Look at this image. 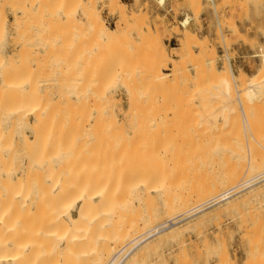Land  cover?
<instances>
[{
	"label": "rangeland",
	"instance_id": "rangeland-1",
	"mask_svg": "<svg viewBox=\"0 0 264 264\" xmlns=\"http://www.w3.org/2000/svg\"><path fill=\"white\" fill-rule=\"evenodd\" d=\"M187 18L189 19L188 25L183 28L180 24ZM185 30L187 32H185ZM101 51L104 52L101 53ZM255 55H260V57L256 58ZM262 57H264V0H6V2L5 0H0V60L4 61L1 64L6 63L7 71H2L8 72L7 77L10 82L9 88H6V90L8 89L7 91L4 92L3 89H0V109H3L4 107L7 109L0 110V121L1 119L4 120L0 122V127L3 126V128H0V131L2 129L4 133H0V156L2 157H0V159L3 162L0 163V182H2L0 183V188H2L0 189L2 190L0 191V194L5 192L4 187H9V189L6 190L7 192L4 193L6 195H0V200L2 201L4 199L1 198L6 197L4 202H0V204H2L0 205V216L3 210L6 209L7 204H11L8 205L10 207L12 206L11 208L16 206L12 210L16 212V215L18 212L20 213L18 215H22L19 219L17 218L19 221L14 218L16 222L14 219L8 222L7 226H14L12 232H3L4 229H1L0 227L1 243L10 240L11 242L15 241V247H13L14 245L12 246L13 248H16L15 251L11 247L10 250H5V252H16L17 250V252L25 251L26 253H29L28 251L37 252L38 250V253H40V251L44 248H49L48 250L44 249L45 252L53 250L54 248V252H67L66 249L64 250L66 244V234L62 233V230L60 229L57 230L54 226L53 220L49 219L51 217V219H53L54 213L62 211L65 207H63L62 204L64 193L68 192L66 197L73 196L84 184V186L89 185L88 187L91 188V192L101 191V189L104 191L106 190L107 192V200L105 204L99 208L93 209L88 220L83 221V224L81 223L82 225L80 224L81 226H79L80 228L78 227V229L73 233V236H75L73 237L75 241L74 244H76V246L73 244V247L75 246L74 248L77 250L76 257L77 255L80 256L77 257L78 260L75 257L76 262L73 259L74 262L72 263L90 264L93 259L91 257H95L98 253L96 252L98 249L97 246L100 245L102 240H106L105 238H111L115 225L129 226L133 222L132 219L136 222L138 218L143 215L152 213L151 215L154 216L153 214L155 212H151L152 210L156 211L157 214L161 211L158 215L155 213V217L156 215L157 217H153L152 220L154 221L159 217L161 218V215L163 214V218L157 219L155 221L156 223L161 222L163 219L166 220L164 213L165 207L161 206V203L165 201L164 194L162 196L158 193H152V197L150 196L147 198L144 195V192H142L143 189L141 191V189L138 188V185H141L142 182L143 184H148L147 182H149V179H152L150 180L151 185H145L144 188L147 186V188L157 186V188L161 190L167 180L164 189L169 187L170 189L176 190L175 187H178L177 190L179 191L183 188L186 190L191 188L190 190H192V188L194 189L204 186L202 183L203 175H205V183L211 179L212 175L216 176L219 174V171L224 172L223 170H226L229 165H231V163L229 165L227 164L228 167L226 166L225 168L224 166L226 163L231 160H234L231 162H235L234 158L236 153L234 152L238 149L241 150L240 154L245 155L246 152V155H248L247 151H242V149L247 150L248 145H250V159H260L261 156L264 158V64L261 62ZM17 59L19 60L17 61ZM1 66L0 69H3ZM45 66L47 67L45 68ZM97 72L98 74H96ZM167 74L168 76L165 78ZM159 75H165L163 76L164 78L161 76L164 80L161 81L159 79ZM95 80L98 81L96 82ZM106 81L109 83H107L108 85L106 84ZM16 87L19 89H16ZM64 87L66 88L64 89ZM29 88L34 89L31 91ZM61 91L65 92L61 93ZM4 93H6L9 97ZM77 93H81L80 96H77ZM95 93L96 95L94 96ZM81 95L82 99L79 98ZM91 96H93L92 98L94 101L96 99V103L92 102L93 99L90 98ZM59 97H61V100ZM6 98L7 100L5 101ZM75 98L77 101L82 102L78 108H76L77 106L71 107L72 102L74 103V101H76ZM132 101L133 103H130ZM16 103L17 107L15 105ZM140 103L141 105H139ZM83 104H85L86 107L83 106ZM92 105L103 107L97 108ZM106 106L107 108H105ZM90 107L94 109L91 110ZM80 108L82 109L80 110ZM137 108L139 110L143 109V111H138ZM12 109H24L23 111L26 112L32 111V109H44L43 119L45 120H41L39 129L37 127L38 130L35 128V131H39L40 134V137L38 135L39 139L36 140V142V137L33 139L34 134H32L28 128L25 129V125H23L24 122L20 121L18 123L19 120L17 121L16 119H13V117L8 116L9 111ZM149 109H151L152 113ZM61 110L65 113H62ZM129 110L132 112H135L136 110V117H140H138V119L141 120V123L139 122L140 120L137 119L136 121L135 118H133L135 122L131 121L130 124L129 116H126V119L123 117L124 113L127 114ZM68 111H70V114H68L69 123L66 124L64 121L68 122L66 115ZM73 111H77L78 113H74ZM80 111L84 113L80 114ZM131 111L127 115H131ZM143 112H145V114ZM61 113L62 115H66V117L62 116ZM113 114L115 116V118H113L114 120L110 119ZM76 115L79 117L77 118ZM105 116L109 119L107 120ZM95 117L98 121L96 119V121L94 120ZM102 117H104L103 121ZM5 118L9 121V123ZM63 118L65 120L62 122ZM201 118L202 120H200ZM28 119L30 123H34V118L32 116H28ZM76 119H78L79 122H76ZM100 120L102 122H107L106 124H102L101 122L102 125H97L96 123H99ZM82 121H85V123ZM144 121H146L144 125H148L150 123L149 126L151 125L152 128H142L137 130L129 127L128 125H136L135 123L143 125ZM114 122L115 124L117 123L116 126L114 125ZM13 123H16L15 126L21 123L20 126H23L12 127ZM36 123L37 122H35V124ZM73 123L80 126L76 125V127ZM62 124H64V127L67 125L69 127L67 126V128L64 129V127L61 126ZM107 125L111 126L108 127ZM104 126L107 127V129ZM115 127L119 130V132H117L118 130ZM9 128H11V130ZM61 128L63 129L62 132L60 130ZM86 130L89 132V135H87L88 132ZM136 130L138 133H136ZM7 131L8 133H6ZM84 131L85 133H83ZM22 132H24V134L26 133V136L29 138V142H26L27 140L25 142H22V140L20 141V139H22L20 134H22ZM73 134L75 137L72 136ZM107 134L108 138L106 137ZM121 134H124L123 136L125 139H123ZM135 134H137V136ZM4 135H6L7 138H3L6 137ZM78 136H81L82 140ZM86 136L88 137L87 139ZM71 137L74 141L71 140ZM102 137L106 139H102ZM118 137L122 138V140ZM134 137L138 139L135 140L136 138L134 139ZM141 137L145 139L144 142ZM186 138L189 139L187 140ZM129 139H131V142H129ZM114 141L117 143L119 142L120 144L114 143ZM140 141L142 143L137 146L136 143H140ZM2 142L9 143L5 145ZM89 142L92 143L89 144ZM19 143H21V146ZM30 143L32 145H30ZM106 143L110 144V146L107 147L108 144ZM128 143L131 147H129L130 145ZM2 144L4 146H2ZM22 144H25V147H23L24 145ZM62 144H64V147ZM126 144L129 146H126ZM142 144H145V149L142 148ZM83 145L87 147L83 148ZM92 146L96 149L94 148L93 151L88 152V150H92ZM123 146H125L124 149L122 148ZM60 147H62V149ZM73 147L76 148L74 149ZM114 147L116 149H114ZM70 148H72L73 151L69 150ZM126 148H128L127 151L125 150ZM141 148L143 151L145 150L146 153L141 152V150H139ZM181 150H183V153ZM64 151H66V155L68 156L65 155ZM79 151H81V153ZM4 152H6V154ZM11 152L12 154H10ZM163 153H165V158L161 156ZM229 153L234 154L230 155ZM227 154L229 160H227ZM7 155H9V157ZM10 155H12L11 160L15 161L16 157L17 162L13 161L14 164H12V161L9 160ZM28 156L31 159L34 157L32 159L34 161H29L30 159L28 158V160L26 158ZM61 156L62 161H56V159L58 157L61 158ZM84 156H86L87 159ZM171 156H173L174 159H170ZM78 157H80V160ZM155 157L158 159H155ZM195 157L198 158L196 159ZM230 157L232 159H230ZM46 158H48V162L44 160ZM66 158L68 159L65 160ZM153 158L154 160H152ZM209 158L212 161H210ZM42 159L44 160V164L40 162ZM112 159L114 162L110 161L111 165H109V160ZM148 159H150L152 164L148 161ZM181 159L184 162L187 161L185 162V166H180L183 162L180 164L178 163L179 161L181 162ZM192 159L194 163H192ZM198 159H201L202 162L201 160L198 161ZM218 159L219 161H216ZM117 160L121 161L119 162ZM188 160L190 162H188ZM208 161L210 162L209 164H207ZM26 162L28 164L30 162L32 163L29 164L32 169L28 168L30 166H27ZM34 162L41 163L42 165H40L42 167H39V165ZM130 162H132V164H130ZM17 163V170L15 169L13 171L15 167L13 168L12 166H15ZM191 163L193 165H191ZM199 163H203V167L202 164ZM219 163L225 164L221 165L223 166V170L218 169L221 167ZM48 164L55 165V167L53 166L55 168V174L43 176V180L40 178L41 175L38 177L35 176L34 178H37L36 181L34 178L32 181L36 182V186L35 184L32 185L33 182L31 181V184L27 188L28 192L18 193V190L16 191L13 189L15 187L12 183H14L18 177L27 174L28 170L29 173H34L35 171L41 172ZM105 164L110 166V170L109 166L107 165L106 167ZM136 164H138L139 168ZM175 164H178L179 166H175ZM63 165L66 166L65 168L67 171L72 170L69 175L67 171H64L65 173L63 172V170H65V168L63 169ZM101 165L103 168H101ZM141 165L142 167L140 168ZM147 165L152 167L150 168ZM207 165L209 167H207ZM26 166L28 169H26ZM60 166H62V168ZM69 166H71L70 169L67 168ZM85 168L87 170H85ZM89 168L93 169L90 170ZM124 168L126 169L124 170ZM155 169H157L156 175H159V177L153 174L155 173ZM201 169L202 174L199 173ZM220 169H222V167ZM10 170L17 172L13 175V172H10ZM103 170L105 171L103 172ZM121 170L122 174H120ZM183 170L184 172L181 174L180 171ZM59 171H61V173H59ZM101 171L102 173H100ZM189 171L190 173H196V175L193 173V175L190 174ZM206 171H209L210 173L214 171L215 173L213 172V174H210ZM163 174L166 175L163 176ZM186 174L188 176L187 178L185 176ZM155 176L157 178L163 177L160 178L162 181L158 182V179L155 178ZM189 176H193V178L190 179L194 181L189 180ZM197 176H199L202 180ZM7 177H11L9 179V184L8 179H5ZM76 177L78 179H76ZM101 177H103V179H101ZM146 177L148 180H146ZM39 178L44 181V185H42L43 188H41V184L43 183H41ZM153 178L155 180H153ZM181 178L185 179V181L183 180L184 183L179 181ZM62 179L64 182H62ZM37 180L40 181V186L37 184ZM67 180L69 182H67ZM102 180L105 181L102 182ZM196 180L199 181L197 182ZM57 181H59V184H62L59 185ZM65 181L69 184H65ZM139 181L141 182L139 183ZM195 181L197 183H195ZM79 182L80 184H78ZM106 182H109V184L107 185ZM172 182L175 187L172 186ZM104 183H106V185ZM186 183H189V186H187ZM117 184L119 185L117 186ZM261 184H259V186ZM2 185L4 186L2 187ZM37 185L41 188V190L40 188H37ZM61 186H63V190L60 188ZM116 187H121L122 190L116 189ZM42 190L45 191V194L46 191H51V193H49L54 195L47 193V197L43 196L45 194ZM115 190H119L120 193L117 191L118 193L116 194V198H113L114 195L110 193ZM168 190L169 189H166L165 193H167ZM29 191L32 194H30ZM8 193L9 196L12 197V203L10 202L11 198L7 195ZM246 193L247 192L245 191L237 194L233 197L234 200L227 201L228 203L224 202L222 203V206L216 205L212 208H208L197 216L183 220L176 225L177 227H173V229H169L151 238L146 242V249L141 258H138L132 264H264V185L254 190L252 194L250 193V195L249 193ZM155 194H158L159 196L157 197ZM40 196L41 199H38ZM135 197H139L140 199L138 198V200L136 198L138 200L137 201ZM160 198L163 200L161 201ZM42 200H46V202L48 201L47 204L46 202H43V204L46 205L45 209L40 203ZM96 201H99V199ZM114 201L118 204L121 202L124 207L122 204L118 206L116 204L113 206L115 204ZM153 201L154 203H152ZM18 202H20V204ZM28 202L33 203L31 204L32 207H30V209L32 212H36L39 215V219L36 218V213H32L30 217L26 213L29 207ZM124 203H126V205ZM148 203H151L149 205L150 207L147 205ZM55 204L57 205L55 206ZM143 204H146L145 207L146 209L148 208L147 210ZM163 204L164 203H162V205ZM37 205L40 207H37ZM121 205L122 207L120 208ZM151 205H153V208L155 207L156 209L157 207L159 209L160 206V210L157 209V212V210L155 208L153 209ZM24 207L27 209L23 212ZM109 207L111 208L109 209ZM161 208H163V210ZM18 209H20V211H17ZM111 209H113L112 211L114 212L110 211ZM97 210L103 211V214L102 212L100 213L102 215H98L99 218H97V214H99ZM48 211L50 212L47 214ZM120 211H123V213ZM42 212H45L46 214ZM144 212L148 213L146 214ZM119 214L120 216L121 214L122 216H125L120 218V221L117 223V216ZM44 215H46V217ZM72 215L77 216L76 207L73 209ZM24 216L26 219L29 217V219L26 220ZM41 216L42 218L45 217V221L48 219L49 222L44 221L43 224L45 225L41 224ZM95 218H97L96 221ZM125 218H127V220ZM124 219L126 221H123V224H121V220ZM36 220H38L39 224ZM91 222L93 223V226ZM128 222H130V224H128ZM25 223H30V225ZM94 223H96L97 226H95ZM105 224H109L111 228ZM35 225L39 228L38 233H36L38 228ZM41 225L43 229L41 228ZM11 226L10 228L12 229ZM98 226H100L99 228L101 230H99ZM17 227L22 228V230H25L26 232H23L20 228H18V231L20 229L19 232L21 233H17ZM32 227L36 228V231L34 228L32 229ZM87 227L90 229H85ZM27 228L29 230H27ZM40 228L42 229V232L44 231L43 233H45V235L40 232ZM107 229L111 232L107 231ZM15 230L16 233L14 232ZM34 233L38 236H35ZM10 235L12 237L15 236V238L13 239ZM87 235H89V237ZM25 236L28 237L26 238ZM31 236L33 238H31ZM91 236L93 238L96 236V238H94L95 240H92L93 238ZM62 237L64 238L62 239ZM98 237L101 238L99 239ZM102 237H104V239H102ZM34 238H36L35 240L38 242V244H36L37 242L35 243L37 246H33H36L35 248L32 247L35 242ZM51 238L53 239L51 240ZM25 239L29 244H26ZM17 240L20 243H18ZM40 243L41 246H39ZM52 245L53 247L51 248ZM55 245H57V247H55ZM40 247L42 248L40 249ZM44 250H42L41 253H43ZM76 250L73 251L75 252ZM0 252H3V250L1 249ZM87 252H89V254ZM91 252H94L95 254H92ZM42 255L43 254H40V256ZM56 259L55 257H53V259L50 258L46 264H54ZM60 259L61 258L59 257V260ZM85 259L89 260V262Z\"/></svg>",
	"mask_w": 264,
	"mask_h": 264
},
{
	"label": "bare ground",
	"instance_id": "bare-ground-1",
	"mask_svg": "<svg viewBox=\"0 0 264 264\" xmlns=\"http://www.w3.org/2000/svg\"><path fill=\"white\" fill-rule=\"evenodd\" d=\"M45 1V0H44ZM5 2H6V0H5ZM18 4V3H17ZM39 4V3H38ZM53 4V3H52ZM39 6V5H38ZM69 7V6H68ZM74 7V6H73ZM20 8V7H19ZM50 8V7H49ZM21 10V9H20ZM82 10H83V8H82ZM85 13V12H84ZM63 14H64V12H63ZM35 16H37V15H35ZM39 16V15H38ZM68 18V17H67ZM71 19V18H70ZM73 19V18H72ZM188 21H189V19L187 18V19H185L184 21H182L181 22V26L183 27V28H185L187 25H188ZM72 22V21H71ZM74 26V25H73ZM76 29H77V27H76ZM22 31V30H21ZM185 32H187L186 30H185ZM51 33V32H50ZM18 34V33H17ZM49 34V33H48ZM80 34V33H79ZM56 35V34H55ZM66 35V34H65ZM42 37V36H41ZM185 37H186V34H185ZM14 39V38H13ZM43 39V38H42ZM188 39V38H187ZM18 40V39H17ZM71 40V39H70ZM46 41V40H45ZM47 43V42H46ZM89 43V42H88ZM40 44H41V42H40ZM52 45V44H51ZM75 46V45H74ZM79 47V46H78ZM77 47V48H78ZM100 47V46H99ZM75 48V47H74ZM76 48V49H77ZM30 49V48H29ZM51 49V48H50ZM75 49V50H76ZM24 50V49H23ZM97 50V49H96ZM67 51V50H66ZM79 51V50H78ZM51 52H52V50H51ZM91 52V51H90ZM102 52H104V51H101V53ZM27 54V53H26ZM38 54V53H37ZM51 54V53H50ZM105 54V53H104ZM17 55V54H16ZM29 55V54H28ZM98 55H99V53H98ZM3 57V56H2ZM15 57H17V56H15ZM92 57H93V55H92ZM110 57V56H109ZM255 57L257 58V57H260V55H255ZM62 58V57H61ZM95 58V57H94ZM47 59V58H46ZM106 59V58H105ZM3 60V59H2ZM12 60V59H11ZM10 60V61H11ZM14 60V59H13ZM19 59H17V61H18ZM88 60H89V58H88ZM91 60V59H90ZM112 60V59H111ZM9 61V63L11 64V62H13V61H11L10 62ZM106 61V60H105ZM4 61H1L0 60V66L1 67H3V69L1 68L0 69V89H3V91L5 92V91H7L6 90V88H9V80H8V75H7V73L8 72H5V71H7L6 70V63H4V64H1V63H3ZM8 62V61H7ZM103 62V61H102ZM261 62L264 64V57H262V59H261ZM9 63H7V64H9ZM21 63V62H20ZM94 63V62H93ZM100 63V62H99ZM13 64H15V63H13ZM48 64V63H47ZM65 64V63H64ZM63 64V65H64ZM105 64V63H104ZM21 65V64H20ZM62 65V64H61ZM5 66V67H4ZM17 66V65H16ZM105 66V65H104ZM124 66V65H123ZM261 66H263V65H261ZM47 66H45V68H46ZM59 67H60V65H59ZM82 67V66H81ZM94 67V66H93ZM31 68V67H30ZM61 68H62V66H61ZM113 68V67H112ZM38 69V68H37ZM48 69V68H47ZM76 69H79V68H76ZM121 69V68H120ZM2 70H5V71H2ZM10 70V69H9ZM34 70V69H33ZM36 70V69H35ZM40 70V69H39ZM42 70H43V68H42ZM97 71V70H96ZM95 71V72H96ZM122 71V70H121ZM24 72V71H23ZM38 72V71H37ZM40 72H41V70H40ZM71 72V71H70ZM114 72V71H113ZM19 73V72H18ZM31 73V72H30ZM93 73V72H92ZM91 73V74H92ZM100 73V72H99ZM71 74V73H70ZM96 74H98V72L96 73ZM95 74V75H96ZM20 75V74H19ZM64 75H65V72H64ZM112 75V74H111ZM51 76V75H50ZM72 76V75H71ZM160 76V75H159ZM162 77L163 76H165V75H161ZM160 76V80L162 81V80H164L162 77ZM167 76H168V74L165 76V78H167ZM19 78V77H18ZM94 78V77H93ZM123 78H125V77H123ZM55 79V78H54ZM60 79V78H59ZM84 79V78H83ZM95 79V78H94ZM97 79V78H96ZM114 79V78H113ZM131 79V78H130ZM157 79H158V77H157ZM112 80V79H111ZM166 80V79H165ZM53 81H55V80H53ZM63 81V80H62ZM96 82L98 81V80H95ZM64 82V81H63ZM112 82V81H111ZM110 82V83H111ZM121 82V81H120ZM46 83V82H45ZM55 83V82H54ZM58 83H61V82H58ZM65 83V82H64ZM108 82L106 81V84H107ZM24 84V83H23ZM66 84V83H65ZM64 84V85H65ZM109 84V83H108ZM107 84V85H108ZM25 85V84H24ZM41 85V84H40ZM77 85V84H76ZM90 85V84H89ZM10 86H11V84H10ZM13 86V85H12ZM31 86V85H30ZM38 86V85H37ZM60 86V85H59ZM262 86V85H261ZM18 87V86H17ZM16 87V89H19V88H17ZM133 87V86H132ZM263 87V86H262ZM66 87H64V89H65ZM71 88H72V86H71ZM86 88V87H85ZM104 88V87H103ZM264 88V87H263ZM29 89H31V88H29ZM32 89H34V88H32ZM31 89V91H33ZM87 89V88H86ZM12 90V89H11ZM46 90V89H45ZM62 90V89H61ZM79 90V89H78ZM128 90H130V89H128ZM13 91V90H12ZM48 91V90H47ZM21 92V91H20ZM58 92V91H57ZM63 91H61V93H62ZM65 92V91H64ZM63 92V93H64ZM67 92V91H66ZM75 92V91H74ZM79 92V91H78ZM1 93H2V91H1ZM9 93V92H8ZM14 93V92H13ZM39 93V92H38ZM76 93V92H75ZM255 93V92H254ZM261 93V92H260ZM4 94H6V93H4ZM16 94V93H15ZM26 94V93H25ZM28 94H29V91H28ZM81 94V93H80ZM80 94H76L77 96L79 95L80 96ZM3 95V94H2ZM1 95V96H2ZM7 95V94H6ZM6 95H4V96H6ZM12 95H14V94H12ZM20 95V94H19ZM33 95V94H32ZM68 95V94H67ZM96 95V93L94 94V96ZM131 95V94H130ZM8 96V95H7ZM18 96V95H17ZM44 96H46V95H44ZM87 96V95H86ZM100 96V95H99ZM9 97V96H8ZM19 97V96H18ZM20 97H21V95H20ZM93 96H91L90 98H92ZM11 98V97H10ZM24 98H25V96H24ZM61 97H59V99H60ZM80 99H82V95H81V97H79ZM88 98H89V96H88ZM98 98V97H97ZM9 99V98H8ZM14 99V98H13ZM15 99H16V96H15ZM93 99V98H92ZM92 99H91V101H92ZM129 99V98H128ZM7 100V98L5 99V101ZM61 100V99H60ZM69 100V99H68ZM75 100H76V98H75ZM142 100V99H141ZM9 101V100H8ZM21 101V100H20ZM27 101V100H26ZM72 101H74V100H72ZM90 101V100H89ZM101 101V100H100ZM2 102V101H1ZM68 102V101H67ZM66 102V103H67ZM87 102V101H86ZM86 102H84V103H86ZM92 102H94V103H96V99H95V101H94V99H93V101ZM18 103V102H17ZM17 103L15 104L16 105V107H17ZM22 103V102H21ZM20 103V104H21ZM82 102H79V101H74V103L72 102V106L71 107H73V106H77L76 108H78V106L81 104ZM109 103V102H108ZM130 103H133V101L132 102H130ZM8 104V103H7ZM90 104V103H89ZM14 105V106H15ZM18 105H19V103H18ZM23 105H24V103H23ZM68 105H69V103H68ZM71 105V104H70ZM97 105V104H96ZM96 105H92V106H96ZM106 105H108V104H106ZM110 105V104H109ZM131 105V104H130ZM139 105H141V103L139 104ZM83 106H85L86 107V105L85 104H83ZM46 107V106H45ZM66 107V106H65ZM80 107V106H79ZM97 108H99V107H103V106H96ZM96 107H95V109H96ZM8 108V107H7ZM13 108V107H12ZM30 108V107H29ZM75 108V107H74ZM74 108H72V109H74ZM83 108V107H82ZM82 108H80V110L82 109ZM91 108V107H90ZM89 108V109H90ZM105 108H107V106L105 107ZM4 109H6V107H4L3 109H0V110H4ZM35 109V108H34ZM34 109H32V111H29V112H26V111H23L22 109H12V110H10L9 111V113H8V116H11V117H13V119H16L17 121H18V123L20 122V121H22V122H24V124L23 125H25L24 127H25V129H27L28 128V130L32 133V134H34V136H33V139H34V137H36L35 138V142H36V140H38L39 138H38V135H39V137H40V134H39V131L37 132V131H35L36 129H37V127H38V129H39V127H40V123H41V120H45V119H43V115H44V109H36V110H34ZM46 109V108H45ZM56 109V108H55ZM59 109V108H58ZM71 109V108H70ZM84 109V108H83ZM94 109V108H93ZM92 108H91V110H93ZM130 109V108H129ZM138 109V108H137ZM147 109H148V107H147ZM163 109V108H162ZM7 110V109H6ZM34 110V111H33ZM48 110V109H47ZM75 110V109H74ZM150 111H151V109H149ZM59 111V110H58ZM62 111V110H61ZM60 111V112H61ZM67 111V110H66ZM90 111V110H89ZM101 111V110H100ZM131 110H129V112H130ZM134 111V110H133ZM138 111H143V109L142 110H139L138 109ZM217 111V110H216ZM216 111H214V112H216ZM222 111V110H221ZM1 112H3V111H1ZM8 112V111H7ZM70 111H68L67 112V120H68V122H66V121H64L65 119L63 118L62 119V122L64 121V123H66V124H68L69 123V119H68V117H69V115L68 114H70L69 113ZM74 113L76 112V113H78L77 111H73ZM129 112L127 113V114H129ZM149 112V111H148ZM55 113V112H54ZM59 113V112H58ZM62 113H65L64 111H62ZM62 113H61V115H62ZM82 113V111H80V114ZM84 113V112H83ZM82 113V114H83ZM144 114H145V112H143ZM142 113V114H143ZM151 113H152V111H151ZM163 113V112H162ZM222 113V112H221ZM220 113V114H221ZM6 114V113H5ZM71 114H73V113H71ZM80 114H78V115H80ZM127 114H125L124 113V115H123V117L125 118L126 116H129V118H130V121H129V123L131 122V121H134L135 122V120L137 121V119H138V117H136L137 116V114H136V110H135V112H132L131 111V115H127ZM155 114V113H154ZM57 115V114H56ZM60 115V116H61ZM66 115H62V116H64V117H66ZM74 115V114H73ZM148 115V114H147ZM218 115V114H217ZM4 116V115H3ZM28 116H32L33 118H34V123L32 124V123H30L29 122V119H28ZM58 116V115H57ZM59 116V117H60ZM77 116V115H76ZM81 116V115H80ZM84 116V115H83ZM145 116V115H144ZM174 116V115H173ZM2 117V116H1ZM6 117V116H5ZM52 117H55V116H52ZM51 117V118H52ZM79 116H77V118H78ZM82 117V116H81ZM91 117V116H90ZM106 117V116H105ZM183 117V116H182ZM224 117V116H223ZM50 118V119H51ZM58 118V117H57ZM74 118H76V117H74ZM103 118L104 117H102V121H103ZM107 118V117H106ZM113 118H115V116H114V114L111 116V118L110 119H113ZM128 118V117H127ZM133 118H135V120L133 119ZM140 118V117H139ZM141 118H142V116H141ZM218 118V117H217ZM220 118V117H219ZM6 119V118H5ZM53 119V118H52ZM84 119V118H83ZM97 120L98 121V119L95 117L94 118V120ZM109 118H107V120H108ZM126 119V118H125ZM125 119H123V120H125ZM150 119V118H149ZM7 120V119H6ZM77 121L76 122H79L78 121V119H76ZM80 120V119H79ZM95 120V121H96ZM114 120V119H113ZM127 120H129V119H127ZM138 120H140V119H138ZM142 120H144V119H142ZM155 120V119H154ZM200 120H202V118L200 119ZM199 120V121H200ZM1 121H4V120H2L1 119ZM0 121V122H1ZM8 121V120H7ZM14 121V120H13ZM16 121V122H17ZM55 121H57V120H55ZM101 120H100V122L98 123H96L97 125L98 124H101V122H102ZM35 122H37L36 124H35ZM47 122V121H46ZM58 122H59V120H58ZM61 122V123H62ZM82 122H84L85 123V121H82ZM107 122V121H106ZM106 122H102V124L103 123H105L106 124ZM112 122V121H111ZM115 122H116V119H115ZM115 122H114V125L116 126L117 125V123L115 124ZM140 123H141V120L139 121ZM145 122L146 121H144L143 122V125H141V124H138V123H135L136 125H130V124H128L129 125V127H131V128H134V129H137V130H140V129H142V128H152V126L150 125L149 126V124L148 125H144L145 124ZM155 122H157V121H155ZM171 122V121H170ZM207 122V121H206ZM8 123H9V121H8ZM17 123V124H18ZM39 123V124H38ZM87 123V122H86ZM201 123V122H200ZM6 124V123H5ZM4 124V125H5ZM21 124V123H20ZM20 124L19 125H17V126H15L16 125V123L14 124L13 123V125H12V127L13 126H15V127H22L23 125H21L20 126ZM32 124V125H31ZM73 124H75V126L77 125L76 123H73ZM79 124V123H78ZM95 124V123H94ZM101 124V125H102ZM110 124V123H109ZM171 124V123H170ZM199 124V123H198ZM210 124V123H209ZM3 125V124H2ZM39 125V126H38ZM50 126H52V125H50ZM62 127H64V124H62L61 125ZM68 126V125H67ZM67 126L66 127H64V129L65 128H67ZM77 126H80V125H77ZM76 126V127H77ZM92 126H93V124H92ZM91 126V127H92ZM108 127L109 126H111V125H107ZM120 126V125H119ZM122 126H123V124H122ZM11 127V128H12ZM69 127V126H68ZM102 127V126H101ZM105 127V126H104ZM0 128H3V126L2 127H0ZM11 128H9L10 130H11ZM36 128V129H35ZM51 128V127H50ZM106 129H107V127H105ZM116 128V127H115ZM181 128V127H180ZM14 129V128H13ZM17 129V128H16ZM19 129V128H18ZM37 129V130H38ZM52 129V128H51ZM98 129H99V126H98ZM105 129V130H106ZM117 129V128H116ZM115 129V130H116ZM61 130V132L63 131V129L61 128L60 129ZM78 130V129H77ZM76 130V131H77ZM114 130V131H115ZM118 130V129H117ZM137 130H136V133H138L137 132ZM145 130V129H144ZM1 131H2V129H1ZM0 131V133H3V131L1 132ZM9 131V130H8ZM8 131L6 132V133H8ZM28 131V132H29ZM87 131V130H86ZM131 131V130H130ZM177 131V130H176ZM5 132V131H4ZM20 132V131H19ZM75 132V131H74ZM79 132V131H78ZM88 132V131H87ZM110 132H111V129H110ZM109 132V133H110ZM117 132H119V130L117 131ZM149 132V131H148ZM13 133V132H12ZM15 133V132H14ZM37 135H36V134ZM65 133V132H64ZM83 133H85V131L83 132ZM82 133V134H83ZM102 133V132H101ZM108 133V134H109ZM132 133H134V132H132ZM143 133V132H142ZM4 134V133H3ZM2 134V135H3ZM52 134V133H51ZM80 134V133H79ZM94 134V133H93ZM102 134H104V133H102ZM108 134H107V138H108ZM112 134H113V132H112ZM1 135V134H0ZM21 135V137H22V139H20V141L22 140V142H25L26 140V142H29V138H28V136H26V133L24 134V132H22V134H20ZM64 135V134H63ZM71 135V134H70ZM87 135H89V132H88V134ZM101 135V134H100ZM115 135V134H114ZM119 135V134H118ZM122 135V134H121ZM121 135H120V137H121ZM124 135V134H123ZM122 135V136H123ZM136 136H137V134H135ZM140 135V134H139ZM4 136H6V135H4ZM19 136V135H18ZM31 136V135H30ZM69 136V135H68ZM72 136H74V134L72 135ZM76 136H77V134H76ZM83 136V135H82ZM20 137V136H19ZM75 137V136H74ZM74 137H73V139H74ZM78 137H80V139L82 140V138H81V136H78ZM85 137V136H84ZM83 137V138H84ZM93 137H95V136H93ZM110 137H112V136H110ZM120 137H118V138H120ZM2 138V137H1ZM3 138H7V136L6 137H3ZM12 138V137H11ZM46 138H47V136H46ZM49 138V137H48ZM70 138V137H69ZM88 137L86 136V139H87ZM104 137H102V139H103ZM117 138V137H116ZM136 137H134V139H135ZM142 138V137H141ZM148 138V137H147ZM60 139V138H59ZM97 139V138H96ZM101 139V138H100ZM104 139H106V138H104ZM110 139V138H109ZM112 139V138H111ZM123 139H125L124 138V136H123ZM131 139H133V138H131ZM131 139H129L130 141L129 142H131ZM138 138H136L135 140H137ZM187 139V138H186ZM189 139V138H188ZM187 139V140H188ZM24 140V141H23ZM48 140V139H47ZM71 140H72V137H71ZM117 140V139H116ZM115 140V141H116ZM120 140H122V138H120ZM142 140H143V142L145 141V139H143L142 138ZM150 140V139H149ZM183 140V139H182ZM197 140V139H196ZM7 141V140H6ZM72 141H74V140H72ZM96 141V140H95ZM94 141V142H95ZM111 141V140H110ZM114 141V143H117V142H115ZM117 141H119V140H117ZM184 141V140H183ZM182 141V142H183ZM244 141V140H243ZM242 141V142H243ZM1 142V141H0ZM38 142V141H37ZM59 142H61V141H59ZM97 142V141H96ZM104 142V141H103ZM120 142V141H119ZM117 143V144H120V143ZM127 142H128V140H127ZM134 142V141H133ZM132 142V143H133ZM139 142V141H138ZM137 142V143H138ZM147 142V141H146ZM149 142V141H148ZM3 143V142H2ZM9 143V142H8ZM7 142H5V143H3V144H8ZM62 143V142H61ZM92 143V142H91ZM90 142H89V144H91ZM101 143V142H100ZM136 143V145L137 146H139V144H141L142 142L140 141V143H138L137 144ZM173 143V142H172ZM238 143V142H237ZM241 143V142H240ZM239 143V144H240ZM2 144V146H4ZM20 144V146H21V143H19ZM36 144V143H35ZM34 144V145H35ZM50 144V143H49ZM77 144V143H76ZM83 144H84V141H83ZM96 144H99V143H96ZM95 144V145H96ZM106 144H108V143H106ZM106 144H104V145H106ZM129 144V143H128ZM147 144V143H146ZM182 144V143H181ZM242 144V143H241ZM247 144V143H246ZM1 145V144H0ZM13 145V144H12ZM12 145H10V146H12ZM16 145V144H15ZM22 145H24L23 147H25V144H22ZM30 145H32L31 143H30ZM60 145V144H59ZM58 145V146H59ZM67 145V144H66ZM71 145H72V143H71ZM79 145V144H78ZM101 145H102V143H101ZM130 145V144H129ZM129 145H127L126 144V146H129ZM135 145V144H134ZM145 144H142V148L143 149H145V146H144ZM156 145V144H155ZM173 145V144H172ZM234 145V144H233ZM248 145V144H247ZM61 146V145H60ZM62 146L64 147V144H62ZM76 146V145H75ZM107 146V145H106ZM110 146V144H108V146L107 147H109ZM141 146V145H140ZM150 146L152 147V145L150 144ZM171 146V145H170ZM189 146V145H188ZM232 146V145H231ZM6 147V146H5ZM14 147V146H13ZM28 147V146H27ZM45 147H46V144H45ZM53 147V146H52ZM85 147H87V146H84L83 145V148H85ZM129 147H131V145L129 146ZM234 147H235V145H234ZM9 148V147H8ZM40 148V147H39ZM50 148V147H49ZM61 149H62V147H60ZM59 148V149H60ZM68 148V147H67ZM74 148V147H73ZM76 148V147H75ZM74 148V149H75ZM82 148V149H83ZM90 148V147H89ZM95 147H93L92 146V150H88V152L89 151H93V149H94ZM123 149L125 148V146H123L122 147ZM139 149V150H141V152H145V150L143 151V149ZM188 148V147H187ZM1 149H2V147H1ZM15 149H16V146H15ZM27 149V148H26ZM36 149V148H35ZM64 149V148H63ZM81 149V148H80ZM96 149V148H95ZM113 149V148H112ZM114 149H116L115 147H114ZM118 149H119V146H118ZM123 149H122V152H123ZM127 149L128 148H126L125 150L127 151ZM174 149V148H173ZM238 149V148H237ZM28 150V149H27ZM27 150H25V151H27ZM30 150H31V148H30ZM43 150V149H42ZM41 150V151H42ZM69 150H72V148H70ZM98 150V149H97ZM99 150H103V149H99ZM125 150H124V152H125ZM134 150V149H133ZM139 150H137V151H139ZM178 150V149H177ZM195 150V149H194ZM203 150V149H202ZM223 150V149H222ZM3 151H4V149H3ZM14 151V150H13ZM17 151V150H16ZM15 151V152H16ZM36 151V150H35ZM46 151V150H45ZM58 151V150H57ZM73 151V150H72ZM82 151V150H81ZM81 151H79L80 153H81ZM108 151V150H107ZM146 151H148V150H146ZM185 151V150H184ZM225 151V150H224ZM240 149H238L237 151H235L234 153H236V155H235V162L233 163V162H231V161H234V160H231L230 162H228V163H226V161H225V163H226V165L225 164H223V163H219L220 164V166L221 165H225L224 167L226 168V166H227V164L229 165L230 163H231V165H229V167L226 169V170H223V166H221L222 167V169H220L221 167H219L218 165V169L219 170H223L224 172H220L219 171V174H214V175H216V176H211V179L210 180H208L207 182H205L204 183V176L205 175H203V184H204V186H201V187H198V188H192V190H190L191 188H189V190L187 189H185V188H183V189H181V191H179V190H177L178 189V187H175L174 186V184H173V182H172V186H174L175 188H176V190L175 189H170L169 187L167 188L166 187V189H169L168 191H167V193H165L166 192V189H164V186H166V183H167V180H166V183H165V185L164 186H162L163 187V189H158L157 188V186H151V187H149V188H147L148 186H150L151 184H150V180H152V179H149V182H147L148 184H150V185H148V184H143V182H142V184L141 185H138V188H140L141 189V191H142V189H143V191L142 192H144V195L147 197V198H149L150 196H151V194L152 193H158L159 195H162L163 196V194H164V196H165V201H163L162 203H164L163 205H162V203H161V206L163 207H165V211H164V213H165V216H166V220H162L161 222H159V223H156L155 221L157 220V219H159V218H157V219H155V221L154 220H152L153 219V217L154 218H156L157 217V215L158 214H160L161 213V211H160V213H156V211H151V212H155L157 215H156V217H155V213L153 214L154 216H152L151 214L152 213H150V214H147L148 212H144V213H146L147 215H143V216H141L140 218H138V222L136 221V222H134L135 220H133L132 219V224L131 225H129V226H123V225H115V227H114V229H113V235L111 236V238H109V239H107V238H105L106 240H102L101 242H100V245L99 246H97L96 244H97V242H96V244H94V245H96L97 247H98V249H97V251L96 252H98L97 254H96V256L95 257H91V258H93L92 259V261H91V263L90 264H132V263H134L138 258H141V256L143 255V253L145 252V249H146V242L147 241H149L151 238H153V237H155V236H157V235H159V234H161V233H163V232H165V231H167V230H169V229H173V227H177L176 225H178L180 222H182L183 220H187V219H190V218H192V217H194V216H197L198 214H200L201 212H203V211H205L206 209H208V208H212V207H214V206H216V205H221L222 206V203H224V202H227V201H230V200H234L233 199V197L234 196H236L237 194H240V193H242V192H247L246 194H248L249 193V195H250V193L252 194V192L254 191V190H256L257 188H259L260 186H263L264 185V158H262V156H261V158L260 159H255V158H253V159H250V145H248V147H247V150H244V149H242V151H247V153H248V155H246V152H245V155L243 154H240ZM18 152V151H17ZM40 152V151H39ZM43 152V151H42ZM51 152V151H50ZM61 152V151H60ZM82 152H84V151H82ZM98 152V151H97ZM136 152V151H135ZM157 152V151H156ZM164 152V151H163ZM179 152V151H178ZM181 152L183 153V150H181ZM186 152V151H185ZM5 154H6V152H4ZM27 153V152H26ZM36 153V152H35ZM47 153V152H46ZM58 153V152H57ZM64 153H65V155L67 154L66 153V151H64ZM78 153V152H77ZM79 153V154H80ZM93 153V152H92ZM91 153V154H92ZM121 153V152H120ZM146 153V152H145ZM149 153V152H148ZM171 154H173L172 152H170ZM224 153V152H223ZM233 153V154H234ZM1 154V153H0ZM10 154H12V152L10 153ZM14 154V153H13ZM18 154V153H17ZM16 154V155H17ZM62 154V153H61ZM68 154H70V153H68ZM75 154V153H74ZM110 154V153H109ZM122 154V153H121ZM127 154V153H126ZM136 154V153H135ZM156 154V153H155ZM154 154V155H155ZM160 154V153H159ZM230 154V153H229ZM233 154H230V155H233ZM28 155V154H27ZM30 155V154H29ZM78 155V154H77ZM88 155H90V154H88ZM87 155V156H88ZM94 155V154H93ZM97 155L99 156V154L97 153ZM114 155V154H113ZM129 155V154H128ZM152 155V154H151ZM150 155V156H151ZM153 155V156H154ZM165 153H163V155L161 154V156H163L164 158H165ZM169 155V154H168ZM179 155V154H178ZM184 155V154H183ZM261 155V154H260ZM264 155V154H263ZM8 157H9V155H7ZM11 156L12 155H10V158H9V160L10 161H12V164H14L13 163V161L14 160H11ZM46 156V155H45ZM66 156H68V155H66ZM79 156V155H78ZM96 156V155H95ZM109 156V155H108ZM143 156V155H142ZM141 156V157H142ZM146 156H147V154H146ZM170 156V155H169ZM180 156H181V154H180ZM179 156V157H180ZM184 156H186V155H184ZM188 156V155H187ZM190 156V155H189ZM220 156V155H219ZM256 156V155H255ZM1 157V156H0ZM49 157V156H48ZM64 157V156H63ZM71 157V156H70ZM69 157V158H70ZM85 158H86V156H84ZM97 157V156H96ZM107 157V156H106ZM119 157H120V155H119ZM118 157V158H119ZM129 157H131V156H129ZM133 157V156H132ZM139 157V156H138ZM152 157V156H151ZM173 156H171V158L170 159H174V157L172 158ZM183 157V156H182ZM223 157V156H222ZM221 157V158H222ZM233 157V156H232ZM2 158V157H1ZM19 158V157H18ZM27 159L29 158V156L28 157H26ZM34 157H32V159H33ZM45 158V157H44ZM55 158V157H54ZM60 157H58L57 159H56V161L58 160H60V161H62V156H61V158L59 159ZM71 158H73V157H71ZM75 158V157H74ZM92 158H93V156H92ZM92 158H90V159H92ZM100 158V157H99ZM112 158V157H111ZM135 158H136V156H135ZM148 158H149V156H148ZM157 157H155V159H156ZM181 158V157H180ZM188 158V157H187ZM196 159L198 158V157H195ZM199 158H200V156H199ZM218 158V157H217ZM220 158V159H221ZM224 158H225V156H224ZM6 159V158H5ZM4 159V160H5ZM21 159V158H20ZM30 159V160H29ZM28 160L29 161H31L32 159L31 158H29ZM37 159V158H36ZM40 159V158H39ZM50 159V158H49ZM68 158H66L65 160H67ZM77 159V158H76ZM75 159V160H76ZM78 159L80 160V157H78ZM87 159V158H86ZM96 159V158H95ZM143 159H144V157H143ZM158 159V158H157ZM191 159V158H190ZM194 159V158H193ZM193 159H192V163H194L193 162ZM230 159H232L231 157H230ZM7 160V159H6ZM19 160V159H18ZM38 160V159H37ZM45 161H47L48 160V158H46V159H44ZM43 159L40 161L42 164H44L43 163V161H44ZM74 160V159H73ZM94 160V159H93ZM101 160V159H100ZM99 160V161H100ZM102 160H103V157H102ZM128 160V159H127ZM133 160V159H132ZM139 160H141V159H139ZM145 161H146V159H144ZM152 160H154V158L152 159ZM165 160V159H164ZM180 160V159H179ZM201 160V159H200ZM199 159H198V161H200ZM209 160L210 161H212L210 158H209ZM227 160H229V158H228V154H227ZM0 161H1V159H0ZM15 161H16V157H15ZM14 161V162H15ZM32 161H34V160H32ZM51 161L53 162V160L51 159ZM59 161V162H60ZM110 161H113L114 162V160L112 159V160H109V163H110ZM117 161H119V160H117ZM121 161V160H120ZM119 161V162H120ZM130 161V160H129ZM136 161V160H135ZM148 161L150 162V159H148ZM157 161V160H156ZM175 161V160H174ZM194 161H196V160H194ZM216 161H219V159L218 160H216ZM215 161V162H216ZM6 162V161H5ZM17 162V161H16ZM28 162V161H27ZM26 162V163H27ZM48 162V161H47ZM58 162V163H59ZM67 162V161H66ZM98 162V161H97ZM106 162H108V161H106ZM118 162V163H119ZM141 162V161H140ZM159 162V161H158ZM166 162V161H165ZM183 162V164L182 165H180V166H185V162H187V161H182V159H181V162L179 161L178 163L180 164V163H182ZM188 162H190L189 160H188ZM201 162H202V160H201ZM222 162H223V160H222ZM0 163H3L2 161L0 162ZM11 163V162H10ZM19 163V162H18ZM18 163L14 166H12L14 169H13V171L16 169V166L18 165ZM31 163V162H30ZM29 163V164H30ZM34 163H36V162H34ZM41 163H36V164H38L39 165V167L42 165ZM51 163V162H50ZM151 163V162H150ZM160 163V162H159ZM161 163H162V161H161ZM176 163H177V161H176ZM191 163V165H193ZM204 163V162H203ZM203 163H199V164H202V167H203ZM210 162L208 161L207 162V164H209ZM213 163V162H212ZM216 163H218V162H216ZM215 163V164H216ZM11 164V165H12ZM22 164V163H21ZM28 163H27V166H30ZM32 164V163H31ZM35 164V165H36ZM41 164V165H40ZM56 164V163H55ZM64 164V163H63ZM76 164V163H75ZM103 164H104V162H103ZM130 164H132V162H130ZM139 164V163H138ZM138 164H136L137 165V167L139 168V166H138ZM142 164V163H141ZM152 164V163H151ZM158 164V163H157ZM170 164H171V162H170ZM186 164H188V163H186ZM196 164V163H195ZM194 164V165H195ZM205 164H206V162H205ZM214 164V163H213ZM8 165V164H7ZM10 165V164H9ZM23 165V164H22ZM38 165H36V166H38ZM59 165V164H58ZM84 165V164H83ZM86 165V164H85ZM106 165V167H107V165L108 164H105ZM109 165H111V163L109 164ZM108 165V166H109ZM150 165V164H149ZM191 165H189V166H191ZM27 166H26V169H28V168H31V166L30 167H28L27 168ZM55 167V165H52V164H48L47 165V167L43 170V171H38V172H36L35 170V172L33 173V172H30L29 173V170L27 171V174H24V175H21L20 177H18L17 179H16V181L14 182V183H12V185L15 187V188H13V189H15L18 193H23V192H28V187H29V185L31 184L30 182L32 181V179L35 177V176H39V175H41L40 176V178L43 180V176H48V175H53V174H55V172H54V167ZM98 166V165H97ZM104 166V165H103ZM121 166V165H120ZM144 166V165H143ZM148 166V165H147ZM161 166V165H160ZM163 166V165H162ZM173 166V165H172ZM175 166H179L178 164H175ZM175 166H174V168H175ZM188 166V167H189ZM197 166V165H196ZM206 166V165H205ZM211 166V165H210ZM10 167V166H9ZM9 167H8V169H9ZM11 167V168H12ZM42 167V166H41ZM61 168H62V166H60ZM66 166L65 165H63V169L65 168ZM70 167L71 166H69V167H67V168H69L70 169ZM82 167V166H81ZM87 167V166H86ZM90 167V166H89ZM96 167V166H95ZM99 167V166H98ZM122 167V166H121ZM142 167V165L140 166V168ZM148 167H152V166H148ZM155 167H156V165H155ZM155 167H153V168H155ZM164 167V166H163ZM165 167H166V165H165ZM198 167H200V166H198ZM201 167V168H202ZM207 167H209L208 165H207ZM213 167V166H212ZM211 167V168H212ZM101 168H103L102 167V165H101ZM160 168V167H159ZM180 168V167H179ZM185 168V167H184ZM224 168V169H225ZM1 169V168H0ZM6 169V168H5ZM32 169V168H31ZM31 169H30V171H31ZM62 169V170H63ZM90 169V168H89ZM93 169V168H92ZM92 169H90V170H92ZM95 169V168H94ZM107 169V168H106ZM126 168H124V170H125ZM147 169V168H146ZM149 169V168H148ZM164 169V168H163ZM170 169H171V167H170ZM176 169V168H175ZM178 169V168H177ZM186 169H189V168H186ZM191 169V168H190ZM198 169H200V168H198ZM203 169V168H202ZM202 169L200 170V172L199 173H201L202 172ZM213 169V168H212ZM214 169H216V168H214ZM218 169H217V172H218ZM17 170V169H16ZM78 170V169H77ZM84 170V169H83ZM85 170H87L86 168H85ZM109 170H110V166H109ZM113 170V169H112ZM134 170H136V169H134ZM156 170L157 169H155V173H153V174H155L156 175ZM191 170H193V169H191ZM190 170V171H191ZM195 170V169H194ZM4 171V170H3ZM2 171V172H3ZM13 171H11L10 170V172H13ZM57 171V170H56ZM66 172L67 170H66V168H65V170H63V172ZM70 171V170H69ZM69 171H67L68 172V175H69V173H71V171L69 172ZM105 170H103V172H104ZM141 171V170H140ZM151 171V170H150ZM154 171V170H153ZM171 171V170H170ZM185 171H188V170H185ZM190 171H189V173H190ZM196 171V170H195ZM5 172V171H4ZM4 172H3V174H4ZM17 171H15V172H13V175H14V173H16ZM54 172V173H53ZM64 172V173H65ZM87 172V171H86ZM120 172V171H119ZM142 172V171H141ZM158 172V171H157ZM172 172V171H171ZM182 172H184V170L183 171H180V173L182 174ZM196 172H198V171H196ZM203 172H204V170H203ZM207 172V171H206ZM209 172V171H208ZM207 172V173H208ZM214 172V171H213ZM213 172L212 173H210V174H213ZM216 172V173H217ZM22 173V172H21ZM59 173H61V171H59ZM63 173V174H64ZM76 173V172H75ZM91 173H93V172H91ZM100 173H102V171L100 172ZM107 173H109V172H107ZM111 173V172H110ZM113 173V172H112ZM143 173V172H142ZM151 173V172H150ZM165 173V172H164ZM187 173V172H186ZM195 174L196 175V173H194V172H191L190 174ZM215 173V172H214ZM9 174H11V173H9ZM18 174V173H17ZM89 174H90V172H89ZM120 174H122V170H121V173ZM152 174V173H151ZM162 174V173H161ZM168 174H169V172H168ZM192 174V175H193ZM198 174V173H197ZM202 174V173H201ZM60 175V174H59ZM68 175H67V177H68ZM102 175V174H101ZM104 175H106V174H104ZM147 175V174H146ZM166 175V174H165ZM164 174H163V176H165ZM207 175V174H206ZM6 176H7V173H6ZM11 176V175H10ZM16 176V175H15ZM61 176V175H60ZM76 176V175H75ZM110 176H111V174H110ZM132 176V175H131ZM145 176V175H144ZM156 176H158L159 177V175H156ZM155 176V178H157ZM186 176V178L188 177L187 176V174L185 175ZM59 177V176H58ZM57 177V178H58ZM127 177V176H126ZM153 177V176H152ZM182 177V176H181ZM198 178H199V176H197ZM196 177V178H197ZM1 178V177H0ZM11 178V177H10ZM10 178H5V179H8V184H9V179ZM39 178V180H41ZM53 178V177H52ZM56 178V177H55ZM63 178V177H62ZM65 178V177H64ZM99 178V177H98ZM118 178H119V175H118ZM133 178V177H132ZM160 178H163V177H160ZM160 178H157L158 179V182H160V181H162ZM166 178H167V176H166ZM190 178H193V176L191 177V176H189V180H191ZM195 178V177H194ZM207 178V177H206ZM4 179V180H5ZM14 179V178H13ZM36 179L37 178H34V180L36 181ZM68 179V178H67ZM76 179H78L77 177H76ZM101 179H103V177H101ZM100 179V180H101ZM113 179V178H112ZM136 179H137V177H136ZM141 179V178H140ZM144 179V178H143ZM199 179H201V178H199ZM201 179V180H202ZM1 180V179H0ZM39 180H37L38 181V185H39ZM41 180V183H43L44 181H42ZM51 180V179H50ZM70 180V179H69ZM75 180V179H74ZM73 180V181H74ZM130 180V179H129ZM135 180V179H134ZM145 180V179H144ZM146 180H148L147 179V177H146ZM153 180H155L154 178H153ZM176 180V179H175ZM182 180V181H181ZM181 180H179L180 182H182V183H184L183 182V180L185 181V179H182L181 178ZM187 180V179H186ZM189 180H188V182H189ZM206 180V179H205ZM35 181H32L33 183H32V185L33 184H35V186H36V182ZM105 181V180H104ZM103 180H102V182H104ZM174 181V180H173ZM177 181V180H176ZM191 181H194V180H191ZM191 181H190V183H191ZM197 182L199 181V180H196ZM195 181V183H197ZM35 182V183H34ZM58 182V184H59V181H57ZM62 182H64L63 181V179H62ZM67 182H69L68 180H67ZM82 182H84V181H82ZM111 182H112V180H111ZM120 182V181H119ZM118 182V183H119ZM137 182V181H136ZM141 181H139V183H140ZM155 182H157V181H155ZM157 182V183H158ZM0 183H2V182H0ZM50 183H51V181H50ZM107 183V185L109 184V182H106ZM106 183H104L105 185H106ZM153 183V182H152ZM162 183H164V182H162ZM175 183V182H174ZM177 183V182H176ZM179 183V182H178ZM195 183H194V185H195ZM201 183V182H200ZM262 183V184H261ZM4 184V183H3ZM58 184H57V186H58ZM62 184V183H61ZM61 184H59V185H61ZM65 184H69V183H66V181H65ZM64 184V185H65ZM78 184H80V182L78 183ZM86 184H87V182H86ZM111 184V183H110ZM114 184H115V182H114ZM114 184H112V185H114ZM124 184V183H123ZM137 184H138V182H137ZM187 184V186H189L188 184L189 183H186ZM202 184V185H203ZM259 184H261L260 186H259ZM11 185V186H12ZM37 185V186H38ZM42 185H44V183L43 184H41V188H43V186ZM50 185V184H49ZM92 185V184H91ZM116 185V184H115ZM119 184H117V186H118ZM120 185H122V184H120ZM145 185H148L146 188H144L145 187ZM169 185V184H168ZM4 185H2V187H3ZM5 186H7V185H5ZM35 186H33V187H35ZM40 186V185H39ZM37 187V188H40V187ZM46 186H48V185H46ZM56 186V187H57ZM74 186V185H73ZM89 186V185H88ZM88 186H84V184H83V186L78 190V192L75 194V195H73V196H70V197H66V195H67V193L65 192L64 193V197L62 198V204H63V210L62 211H60V212H56V213H54V215H53V219H49V220H53V222H54V226H55V228L58 230V229H60V230H62V233H64V234H66V236H65V238H66V244H65V247H64V250L66 249V251L67 252H54V250H55V248L53 249V250H50V251H46L45 252V250L47 249H49V248H44V249H42V250H44L43 251V253H41L42 252V250L40 251V253H38V250H37V252H31V251H28L29 253H26L25 251H23V252H17V250H16V252H5V250H10L11 249V247L13 246V247H15V244H14V242H11V240L10 241H4V242H0V250L2 249L3 250V252H0V264H46V262L50 259V258H52L53 259V257H55V259H56V262L54 263V264H73L72 262H76V260H75V257H76V253H77V250L74 248L75 246H76V244H74V239H73V237H75V236H73V233L78 229V227L79 226H81L83 223V221H86V220H88V218L90 217V215H91V212H92V210L93 209H95V208H99V207H101V206H103L104 204H105V202H106V200H107V192H106V190L104 191L103 189H101V191L99 190V191H96V190H94V191H96V192H91V188H89ZM101 186V185H100ZM123 186V185H122ZM161 186V185H160ZM191 186V185H190ZM200 186V185H199ZM51 187H53V186H51ZM75 187V186H74ZM96 187V186H95ZM105 187V186H104ZM107 187V186H106ZM109 187V186H108ZM136 187H137V185H136ZM5 189V192H2L3 194H0V195H6V194H4V193H6L7 191V189H9V187L7 186V188L6 187H4ZM41 188H40V190H41ZM46 188V187H45ZM44 188V189H45ZM61 189L63 188V186H61L60 187ZM115 188V187H114ZM135 188V187H134ZM187 188V187H186ZM0 189H2V188H0ZM60 189V190H61ZM64 189V188H63ZM62 189V190H63ZM74 189V188H73ZM107 189H109V188H107ZM116 189H121V187H116ZM137 189V188H136ZM35 190V189H34ZM46 190V189H45ZM52 190V189H51ZM76 190V189H75ZM122 190V189H121ZM0 191H2V190H0ZM43 191V190H42ZM66 191V190H65ZM118 192H119V190H117ZM116 190L115 191H113L112 193H110V194H113L114 196H113V198L115 197L116 198V194L118 193ZM133 191H134V189H133ZM137 191V190H136ZM139 191V190H138ZM13 192V191H12ZM11 192V193H12ZM33 192V191H32ZM41 192V191H40ZM50 193H51V191H49ZM49 192H47L46 191V194H45V191H43V193L45 194V195H43V196H46L47 195V193H49ZM54 192V191H53ZM74 192V191H73ZM114 192H115V194H114ZM124 192V191H123ZM256 192V191H255ZM29 193L30 194H32L30 191H29ZM34 193V192H33ZM42 193V194H43ZM49 193V194H50ZM71 193V192H70ZM120 193V192H119ZM14 194V193H13ZM28 194V193H27ZM40 194V193H39ZM38 194V195H39ZM73 194V193H72ZM129 194V193H128ZM134 194V193H133ZM138 194V193H137ZM156 195L157 197L159 196V195ZM245 194V193H244ZM8 196H9V193L7 194ZM19 195V194H18ZM50 195H54V194H50ZM59 195V194H58ZM61 195L63 196V194L61 193ZM109 195V194H108ZM132 195V194H131ZM136 195V194H135ZM37 196V195H36ZM35 196V197H36ZM112 196V195H111ZM119 196V195H118ZM117 196V197H118ZM241 196V195H240ZM10 197V196H9ZM25 197H26V195H25ZM24 197V198H25ZM47 197V196H46ZM152 197V196H151ZM161 197V196H160ZM238 197V196H237ZM11 198V203H12V197H10ZM9 198V199H10ZM14 198V197H13ZM23 198V197H22ZM27 198V197H26ZM133 198H134V195H133ZM138 199L139 197H135V199ZM155 198V197H154ZM153 198V199H154ZM1 199H4V200H6V197L5 198H1ZM21 199V198H20ZM38 199H41V196H40V198H38ZM45 199H47V198H45ZM52 199H54V198H52ZM51 199V200H52ZM99 199V201H96V200H98ZM118 199V198H117ZM136 199V200H137ZM140 199V198H139ZM138 199V200H139ZM156 199V198H155ZM161 199V198H160ZM4 200L2 201V200H0V202L2 201V202H4ZM14 200V199H13ZM23 200V199H22ZM21 200V201H22ZM29 200H32V199H29ZM60 200V199H59ZM112 200V199H111ZM137 200V201H138ZM145 200H146V198H145ZM163 199H161V201H162ZM9 201V200H8ZM15 201V200H14ZM25 201V200H24ZM28 201V200H27ZM57 201V200H56ZM113 201V200H112ZM129 201V200H128ZM131 201V200H130ZM160 201V200H159ZM159 201H157V202H159ZM30 202H32V201H30ZM43 202L45 203L46 202V200L45 201H43L42 200V202H40L42 205H43V208L45 209V204H43ZM116 201H114V203H115ZM119 202V201H118ZM132 202V201H131ZM130 202V203H131ZM156 202V203H157ZM9 203V202H8ZM19 204H20V202H18ZM17 203V205L19 206V204ZM25 203V202H24ZM33 203H34V201H33ZM33 203H29L28 202V209L26 208V207H24V210H23V212L25 211V209H27V211H26V213L28 214V216L30 217L31 215H32V213H36V212H32V210L30 209V207H32L31 206V204H33ZM39 203V204H40ZM48 203V201L46 202V204ZM56 203V202H55ZM60 203V202H59ZM58 203V204H59ZM111 203V202H110ZM122 203H123V200H122ZM121 202H119V204L118 203H115L114 205H113V203H112V205L113 206H115L116 204H117V206L118 205H120V204H122ZM144 203V202H143ZM152 203H154V201L152 202ZM228 203V202H227ZM16 204V203H15ZM30 204V205H29ZM40 204V205H41ZM49 204H50V202H49ZM125 205H126V203H124ZM129 204V203H128ZM151 204V203H150ZM149 203L147 204L148 206L150 205ZM158 204H160V203H158ZM158 204H157V206H158ZM0 205H2V204H0ZM8 205H11V204H7V206H6V209L5 210H3V212H2V214H1V216H0V227H1V229H4L3 230V232L4 231H6V232H12L13 231V227L11 226V225H8L7 226V224H8V222L9 221H11V220H13L14 218H16V220H17V218L19 219V217L20 216H22V215H18V214H20L19 212L17 213V215L15 214L16 212H14L12 209L14 208V207H16V206H13V208H11L10 206H8ZM13 205H14V202H13ZM57 204H55V206H56ZM61 205V204H60ZM123 205V204H122ZM122 205L120 206V208L122 207ZM144 205V204H143ZM142 205V206H143ZM49 206V205H48ZM47 206V207H48ZM53 206H54V204H53ZM52 206V207H53ZM59 206V205H58ZM113 206H111V207H113ZM117 206H116V208H117ZM138 206H140V205H138ZM138 206H137V208H138ZM146 206V204L144 205V207ZM156 206V205H155ZM20 207V206H19ZM23 207V206H22ZM37 207H40V206H38L37 205ZM77 208V216H73L72 215V211H73V209L74 208ZM111 207H109V209L111 208ZM123 207H124V205H123ZM127 207V206H126ZM141 207V206H140ZM139 207V208H140ZM150 207V206H149ZM151 207L153 208V205H151ZM51 208V207H50ZM119 208V207H118ZM120 208H119V210H120ZM129 208H131V207H129ZM155 208V207H154ZM153 208V209H154ZM23 209V208H22ZM22 209H21V211H22ZM35 209H36V205H35ZM35 209H34V211H35ZM106 209V208H105ZM136 209V208H135ZM140 209H142V208H140ZM145 209H146V207H145ZM148 209V208H147ZM146 209V210H147ZM156 209V208H155ZM157 209H158V207H157ZM156 209V210H157ZM162 210H163V208H161ZM38 210V209H37ZM41 210V209H40ZM50 210V209H49ZM52 210L54 211V209L52 208ZM52 210H50V211H52ZM113 209H111L110 211H112ZM115 210H118V209H115ZM158 210H160V206H159V209ZM158 210H157V212H158ZM17 211H20V209H18ZM46 211V210H45ZM50 211H48L47 212V214L50 212ZM75 211V210H74ZM129 211V210H128ZM97 212H99V214H97V216L98 215H102L103 214V211H99V210H97ZM102 212V214H100ZM107 212V211H106ZM112 212H114V211H112ZM118 212V211H117ZM121 213H123V211H120ZM42 213H44V214H46L45 212H42ZM111 213V212H110ZM128 213V212H127ZM131 213V212H130ZM134 213H135V211H134ZM163 213V212H162ZM111 214H113V213H111ZM116 214V213H115ZM114 214V215H115ZM125 214V213H124ZM136 214V213H135ZM134 214V215H135ZM140 214H141V211H140ZM26 215V214H25ZM37 215V217L36 218H38V214L36 213L35 214V216ZM41 215H43V214H41ZM104 215H105V213H104ZM108 215H109V213H108ZM127 215H129V214H127ZM133 215V216H134ZM137 215V214H136ZM163 215V214H162ZM161 215V218H163V216ZM45 217H46V215H44ZM107 216V215H106ZM125 215H123L122 216V214H121V216H120V214L117 216V223L120 221V218H122V217H124ZM140 216V215H139ZM164 216V217H165ZM25 217V216H24ZM29 217H28V219H29ZM44 217V218H45ZM127 217V216H126ZM182 217V218H181ZM44 218H42V216L40 217V219H42L41 221V224H43V222L45 221V219ZM97 218H99V216L97 217ZM97 218H95V221L97 220ZM108 218V217H107ZM116 218V217H115ZM136 218V219H137ZM160 218V219H161ZM181 218V219H180ZM20 219H22V218H20ZM25 219H26V217H25ZM28 219H26V220H28ZM33 219V218H32ZM39 219V218H38ZM126 220H127V218H125ZM121 220V224H123V221H126V220ZM15 220V219H14ZM16 220H15V222H16ZM17 221H19V220H17ZM37 221V223H38V220H36ZM46 221H48V219L46 220ZM45 221V222H46ZM94 221V222H95ZM101 221V220H100ZM109 221H110V219H109ZM109 221H107V222H109ZM115 221H116V219H115ZM15 222L13 221V223L15 224ZM27 222V221H26ZM28 222H30V221H28ZM35 222V221H34ZM40 222V221H39ZM49 222V221H48ZM113 222V221H112ZM153 222H155V223H153ZM11 223V222H10ZM23 223H24V221H23ZM22 223V224H23ZM52 223V222H51ZM82 223V224H81ZM87 223V222H86ZM92 223V222H91ZM90 223V224H91ZM119 223V224H120ZM135 223V224H134ZM12 224V223H11ZM25 224H28V225H30V223H25ZM39 224V223H38ZM48 224V223H47ZM81 224V225H80ZM104 224V223H103ZM116 224V223H115ZM125 224H127V223H125ZM124 224V225H125ZM128 224H130V222H128ZM16 225V224H15ZM21 225V224H20ZM19 225V226H20ZM27 225V226H28ZM32 225V224H31ZM43 225H45V224H43ZM94 225L95 226H97L96 225V223H94ZM99 225V224H98ZM105 225H107V224H105ZM10 226L12 227V229L10 228ZM25 226V225H24ZM37 228H38V226L37 225H35ZM47 226H49V225H47ZM52 226V225H51ZM53 226V227H54ZM90 226V225H89ZM92 226H93V223H92ZM107 226H109V224L107 225ZM112 226H113V224H112ZM16 227V226H15ZM22 227V226H21ZM29 227V226H28ZM31 227V226H30ZM85 227V226H84ZM100 226H98V228H99ZM102 227V226H101ZM110 227V226H109ZM18 228H20V227H17V233H21V232H19L20 231V229L22 230V228H20L19 229V231H18ZM34 227H32V229H33ZM41 228H42V225H41ZM40 228V229H41ZM45 228V227H44ZM80 228V227H79ZM105 228V227H104ZM111 228V227H110ZM110 228H109V230H110ZM1 229H0V231H1ZM11 229V230H10ZM31 229V230H32ZM43 229V228H42ZM42 229H41V231L40 232H42ZM85 229H90L89 227H87V228H85ZM27 230H29L28 228H27ZM34 230L36 231V228H34ZM45 230V229H44ZM99 230H101L100 228H99ZM104 230V229H103ZM106 230V229H105ZM108 229H107V231H109ZM23 232L25 231V230H22ZM33 231V230H32ZM79 231V230H78ZM81 231V230H80ZM106 231V232H107ZM15 233H16V230L14 231ZM26 232V231H25ZM39 232V228H38V231L36 232V233H38ZM44 232V231H43ZM42 232V233H43ZM61 232V231H60ZM109 232H111V231H109ZM109 232H107V233H109ZM36 233H34V235L36 234ZM47 233V232H46ZM79 233H81V232H79ZM84 233V232H83ZM147 233H150L149 235H147L146 236V234ZM14 234V233H13ZM28 234H29V232H28ZM31 234V233H30ZM78 234V233H77ZM87 234V233H86ZM17 235V234H16ZM21 235V234H20ZM26 235H27V233H26ZM34 235H33V237H34ZM43 235H45V233H43ZM47 235V234H46ZM52 235H53V233H52ZM63 235V234H62ZM102 235V234H101ZM107 235V234H106ZM8 236V235H7ZM11 236V235H10ZM35 236H38V235H35ZM88 237H89V235H87ZM12 237V236H11ZM21 237V236H20ZM26 237V236H25ZM28 237V236H27ZM26 237V238H27ZM30 237V236H29ZM32 236H31V238H33ZM39 237H40V235H39ZM38 237V238H39ZM42 237H44V236H42ZM87 237V238H88ZM92 237V236H91ZM13 239L15 238V236L14 237H12ZM64 237H62V239H63ZM80 238V237H79ZM93 238V237H92ZM91 238V239H92ZM94 238H96V236H94ZM92 239V240H95V239ZM99 238V237H98ZM101 238V237H100ZM99 238V239H100ZM10 239V238H9ZM8 239V240H9ZM36 238H34V244L32 245V247L34 246V245H36V244H38V242L35 240ZM53 238H51V240H52ZM89 239V238H88ZM87 239V240H88ZM102 239H104V237H102ZM170 239V238H169ZM7 240V239H6ZM22 240H24V239H22ZM26 240V239H25ZM98 240V239H97ZM58 241V240H57ZM86 241V240H85ZM84 241V242H85ZM17 242H18V240H17ZM37 242V243H36ZM40 242V241H39ZM18 243H20V242H18ZM28 242H27V240H26V244H27ZM36 243V244H35ZM48 243H49V241H48ZM53 243V242H52ZM51 243V244H52ZM29 244V243H28ZM73 244L75 245L74 247H73ZM82 244V243H81ZM90 244H92V243H90ZM49 245V244H48ZM53 245H54V243H53ZM53 245L51 246V248L53 247ZM83 245H84V243H83ZM20 246V245H19ZM30 246V245H29ZM37 246V245H36ZM35 246V247H36ZM39 246H41V243H40V245ZM88 246V245H87ZM12 247V248H13ZM18 247V246H17ZM35 247H33V248H35ZM55 247H57V245H55ZM60 247V246H59ZM59 247H58V249H59ZM72 247H73V249H72ZM83 247V246H82ZM42 247H40V249H41ZM62 248V247H61ZM60 248V249H61ZM14 249V251H15V249L16 248H13ZM91 249V248H90ZM125 249V250H124ZM30 250H31V247H30ZM63 250V251H64ZM73 250H76L75 252L73 251ZM95 250V249H94ZM36 251V250H35ZM53 251V252H52ZM79 251V250H78ZM89 251V250H88ZM121 252H123L122 254H120ZM85 253V252H84ZM88 254H89V252H87ZM92 253V252H91ZM34 254H36V255H34ZM40 254H43L42 256H40ZM92 254H95L94 252L92 253ZM87 255V254H86ZM123 255V256H122ZM80 256V255H79ZM78 255H77V257H79ZM81 256H83V255H81ZM179 256V255H178ZM250 256V255H249ZM59 257L61 258L60 260H59ZM76 257V259L78 260V258ZM170 257V256H169ZM73 259H74V261H73ZM79 260H80V258H79ZM83 260V259H82ZM86 260V259H85ZM85 260H84V262H85ZM86 261H88L89 262V260H86ZM181 261V260H180ZM50 262V261H49ZM80 263V262H79ZM83 263V262H82ZM87 263V262H86ZM176 263V262H175ZM78 264V263H77ZM88 264V263H87ZM177 264V263H176ZM179 264V263H178ZM255 264V263H254Z\"/></svg>",
	"mask_w": 264,
	"mask_h": 264
},
{
	"label": "built area",
	"instance_id": "built-area-1",
	"mask_svg": "<svg viewBox=\"0 0 264 264\" xmlns=\"http://www.w3.org/2000/svg\"><path fill=\"white\" fill-rule=\"evenodd\" d=\"M149 234H150V233H147L146 236L149 235ZM124 250H125V249H124ZM122 253H123V252H121L120 254H122ZM122 256H123V255H122Z\"/></svg>",
	"mask_w": 264,
	"mask_h": 264
}]
</instances>
